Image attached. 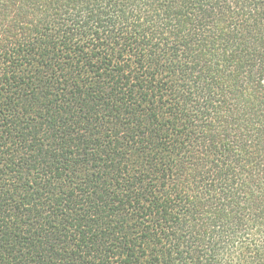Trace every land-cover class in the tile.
Listing matches in <instances>:
<instances>
[{"label": "trees", "instance_id": "obj_1", "mask_svg": "<svg viewBox=\"0 0 264 264\" xmlns=\"http://www.w3.org/2000/svg\"><path fill=\"white\" fill-rule=\"evenodd\" d=\"M0 264H264V0H0Z\"/></svg>", "mask_w": 264, "mask_h": 264}]
</instances>
